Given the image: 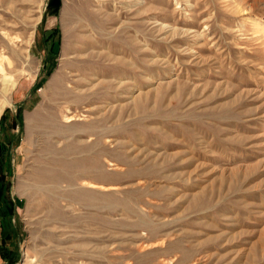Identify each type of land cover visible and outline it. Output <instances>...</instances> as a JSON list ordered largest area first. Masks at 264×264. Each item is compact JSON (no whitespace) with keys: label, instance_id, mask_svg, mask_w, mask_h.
<instances>
[{"label":"rangeland","instance_id":"rangeland-1","mask_svg":"<svg viewBox=\"0 0 264 264\" xmlns=\"http://www.w3.org/2000/svg\"><path fill=\"white\" fill-rule=\"evenodd\" d=\"M0 21L8 264H264V0H0Z\"/></svg>","mask_w":264,"mask_h":264},{"label":"crops","instance_id":"crops-1","mask_svg":"<svg viewBox=\"0 0 264 264\" xmlns=\"http://www.w3.org/2000/svg\"><path fill=\"white\" fill-rule=\"evenodd\" d=\"M6 224L7 222L0 215V264H8L12 260L20 239L18 234H8Z\"/></svg>","mask_w":264,"mask_h":264},{"label":"bare ground","instance_id":"bare-ground-1","mask_svg":"<svg viewBox=\"0 0 264 264\" xmlns=\"http://www.w3.org/2000/svg\"><path fill=\"white\" fill-rule=\"evenodd\" d=\"M6 25H5V22H3V21H0V33H2L3 35H4V37H6V38H8L9 39V35L7 34V33H4V29L6 28L5 27ZM5 27V28H4ZM8 28V27H7ZM13 40V39H12ZM9 42H10V40H8ZM0 58H3V55L1 54L0 55ZM0 73H1V75L3 76V78H4V81H3V84H4V82H6V78H5V76H6V74H5V70H4V67L2 66V64L0 63ZM1 77V76H0ZM52 90H53V93H54V95H57V94H59V88H60V85L58 84V82L56 81V79L55 80H53L52 81ZM3 92H6V88L4 87L3 88ZM8 93V92H7ZM3 96V95H2ZM63 97V96H62ZM7 101V100H6ZM5 101V102H6ZM9 104V103H8ZM67 119L69 120L70 118L69 117H67ZM49 179H50V177H48ZM49 187V185L48 186H44V189L45 190H47V188ZM41 189L43 190V187H41Z\"/></svg>","mask_w":264,"mask_h":264}]
</instances>
